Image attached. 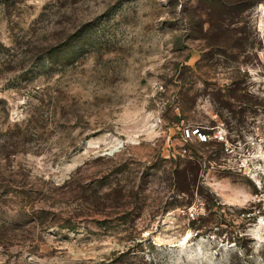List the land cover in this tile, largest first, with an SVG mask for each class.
<instances>
[{"label": "rangeland", "instance_id": "374dc122", "mask_svg": "<svg viewBox=\"0 0 264 264\" xmlns=\"http://www.w3.org/2000/svg\"><path fill=\"white\" fill-rule=\"evenodd\" d=\"M0 264H264V0H0Z\"/></svg>", "mask_w": 264, "mask_h": 264}, {"label": "built area", "instance_id": "2783aa9c", "mask_svg": "<svg viewBox=\"0 0 264 264\" xmlns=\"http://www.w3.org/2000/svg\"><path fill=\"white\" fill-rule=\"evenodd\" d=\"M200 135H204V136H205V134H204V133H202V132H200Z\"/></svg>", "mask_w": 264, "mask_h": 264}, {"label": "trees", "instance_id": "16d2710c", "mask_svg": "<svg viewBox=\"0 0 264 264\" xmlns=\"http://www.w3.org/2000/svg\"><path fill=\"white\" fill-rule=\"evenodd\" d=\"M250 216V215H249Z\"/></svg>", "mask_w": 264, "mask_h": 264}]
</instances>
